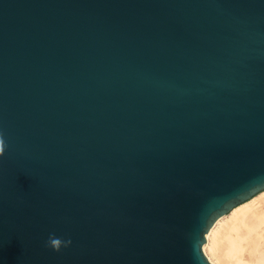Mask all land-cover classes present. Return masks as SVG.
<instances>
[{
    "label": "water",
    "instance_id": "1",
    "mask_svg": "<svg viewBox=\"0 0 264 264\" xmlns=\"http://www.w3.org/2000/svg\"><path fill=\"white\" fill-rule=\"evenodd\" d=\"M0 130V264H214L264 190V0H0Z\"/></svg>",
    "mask_w": 264,
    "mask_h": 264
},
{
    "label": "bare ground",
    "instance_id": "2",
    "mask_svg": "<svg viewBox=\"0 0 264 264\" xmlns=\"http://www.w3.org/2000/svg\"><path fill=\"white\" fill-rule=\"evenodd\" d=\"M203 249L214 264H264V190L219 217Z\"/></svg>",
    "mask_w": 264,
    "mask_h": 264
},
{
    "label": "clouds",
    "instance_id": "3",
    "mask_svg": "<svg viewBox=\"0 0 264 264\" xmlns=\"http://www.w3.org/2000/svg\"><path fill=\"white\" fill-rule=\"evenodd\" d=\"M8 147L9 145L5 138V134L2 130H0V158H3L5 156ZM71 243L72 241L70 238L63 239L55 236V234H50L46 242V246L56 252H59L62 248L69 247Z\"/></svg>",
    "mask_w": 264,
    "mask_h": 264
}]
</instances>
